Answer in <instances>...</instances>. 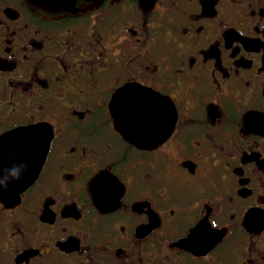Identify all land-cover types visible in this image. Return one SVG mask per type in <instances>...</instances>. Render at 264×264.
I'll list each match as a JSON object with an SVG mask.
<instances>
[{
    "label": "flooded vegetation",
    "instance_id": "obj_1",
    "mask_svg": "<svg viewBox=\"0 0 264 264\" xmlns=\"http://www.w3.org/2000/svg\"><path fill=\"white\" fill-rule=\"evenodd\" d=\"M3 191L0 264H264V0H0Z\"/></svg>",
    "mask_w": 264,
    "mask_h": 264
},
{
    "label": "water",
    "instance_id": "obj_2",
    "mask_svg": "<svg viewBox=\"0 0 264 264\" xmlns=\"http://www.w3.org/2000/svg\"><path fill=\"white\" fill-rule=\"evenodd\" d=\"M33 128H14L2 136L3 140L8 142V152L11 163L10 179L12 189L6 192L9 199L18 197V193L35 178L36 172L39 169L40 162H38L39 158L37 156L39 151L37 148L36 154L32 140L33 134L37 129L36 126H33ZM40 151L43 157L45 146L41 145ZM5 152L7 155L8 152ZM0 194L3 196L5 192L3 191Z\"/></svg>",
    "mask_w": 264,
    "mask_h": 264
}]
</instances>
